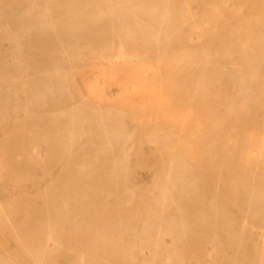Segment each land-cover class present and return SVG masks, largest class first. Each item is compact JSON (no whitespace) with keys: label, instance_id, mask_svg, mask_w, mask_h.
Segmentation results:
<instances>
[{"label":"rangeland","instance_id":"obj_1","mask_svg":"<svg viewBox=\"0 0 264 264\" xmlns=\"http://www.w3.org/2000/svg\"><path fill=\"white\" fill-rule=\"evenodd\" d=\"M256 4L0 0V264H264V128L217 102L264 77Z\"/></svg>","mask_w":264,"mask_h":264},{"label":"bare ground","instance_id":"obj_2","mask_svg":"<svg viewBox=\"0 0 264 264\" xmlns=\"http://www.w3.org/2000/svg\"><path fill=\"white\" fill-rule=\"evenodd\" d=\"M238 2H245L246 4L248 3V4H252L253 2L255 3V5H258V4H256V0H237ZM210 2L211 1H202V4L201 5H199L198 3H196V5L197 6H199L200 8H201V11H206L207 10V8H209V4H210ZM258 2L260 3V7L262 8V9H264V0H258ZM134 8V7H133ZM119 10H121V9H119ZM135 10V9H134ZM136 11V10H135ZM133 12V13H135V15L136 16H138L137 14H138V11H136L137 12V14H136V12ZM156 11V13H157V15L160 17V18H162L163 17V20L165 21V20H167L168 19V13H165V15L163 14V12L161 13L159 10H155ZM124 12H127V11H124ZM133 13H131L132 15H133ZM124 15V14H123ZM114 16H116V14H114ZM134 16V15H133ZM116 17H118V16H116ZM115 18V17H114ZM133 20V19H132ZM160 20H162V19H160ZM119 22H128V23H132V22H134V21H131V19H129V17H127V16H124L122 19H121V21H119ZM135 23V22H134ZM204 23V22H203ZM208 23V22H207ZM206 23V24H207ZM205 24V25H206ZM188 26H191V24L190 23H188L187 24V27ZM206 26H208V25H206ZM203 27V26H202ZM205 28V27H204ZM198 29V28H197ZM199 30V29H198ZM138 31H139V35H142V34H145V35H148L149 33H150V29H149V27L148 26H141V28H140V30L138 29ZM133 31H130L128 34H130V33H132ZM133 34L135 35L136 34V32L134 31L133 32ZM201 39V38H200ZM199 39V40H200ZM254 48H255V46H254ZM205 50V49H204ZM256 51V50H255ZM257 53V52H256ZM207 58V57H206ZM259 60V59H258ZM251 64V63H250ZM250 68H251V66H250ZM59 72V71H58ZM231 82H232V90H231V92H232V94L230 95V96H228V98L225 100V99H218V104H227V103H230L231 104V106L232 105H236V104H238V103H240V106H239V108L241 109V111H244V114H245V125L246 126H248V127H251V128H256L257 126H259V125H262L263 126V128H264V77H263V79H261L260 77H258L256 74H251V73H248V75H244L243 77H240V78H232L231 79ZM136 85V84H135ZM137 87H140V86H137ZM143 87V86H142ZM222 87V86H221ZM133 88H135V87H133ZM136 89V88H135ZM140 90H142V89H140ZM150 90V89H149ZM218 95V94H217ZM74 108H72L71 109V112H74V111H72ZM75 111H77V110H75ZM71 112H69V114L71 113ZM72 114V113H71ZM68 116H71V115H68ZM73 118V122H72V128L70 129V131H71V140L72 139H74V137L76 136L77 138H79L80 139V137L79 136H77V135H79L80 133H82V129H80V126H79V122H78V120L75 118V117H72ZM70 120V119H69ZM103 122V121H102ZM115 123V122H114ZM111 125H115V124H111ZM111 125H110V127H111ZM120 125V124H119ZM118 125V126H119ZM114 127V126H113ZM234 128V127H233ZM102 131L103 132H101L102 134L101 135H104V138H105V140H106V144L110 147V148H112L113 149V147H115V145H120L122 142H123V140H124V138H125V136H124V134H123V132H122V127H121V129L118 127L117 128V126H115L114 128H109V127H107L105 124L104 125H102ZM86 132V131H85ZM99 133H100V131H98ZM84 133V132H83ZM82 133V134H83ZM263 133H264V131H263ZM82 134H80V135H82ZM227 134H228V131H227ZM70 141V140H69ZM80 141V140H79ZM127 141V140H126ZM75 142V141H74ZM125 142V141H124ZM123 142V143H124ZM73 143V142H72ZM76 143V142H75ZM126 143V142H125ZM129 143V142H128ZM127 144V143H126ZM69 146V145H68ZM122 146V145H121ZM69 147H71V146H69ZM68 147V148H69ZM117 147V146H116ZM126 148H128L127 146H125ZM131 147V146H130ZM122 148H124V146L122 147ZM71 149V148H70ZM125 150V149H124ZM119 151H121L120 149H119ZM252 152L253 151H257V154H255V156L256 157H261V158H263L264 159V136L262 137V144H261V149L260 150H258V148H257V150L256 149H252L251 150ZM124 152V151H123ZM123 152H121V154L123 153ZM125 153V152H124ZM123 153V154H124ZM126 154V153H125ZM118 156V155H117ZM117 156H116V158H117ZM125 156V155H124ZM123 156V157H124ZM129 156V155H128ZM128 156H126L127 158H128ZM120 157V156H119ZM119 159V158H118ZM126 159V158H125ZM130 160V159H129ZM127 161H128V159H127ZM117 162H118V160H117ZM128 162H130V161H128ZM67 165V164H66ZM120 165V164H119ZM70 166H72V165H70ZM123 170V169H122ZM67 171V170H66ZM126 171V170H125ZM124 171V172H125ZM169 172V171H168ZM67 173V172H66ZM170 174V173H169ZM176 184V183H175ZM167 185V184H166ZM165 185V186H166ZM167 188V187H166ZM235 188H237V187H235ZM262 188V187H261ZM174 189V188H173ZM263 189V188H262ZM261 189V190H262ZM169 190V189H168ZM171 190V189H170ZM194 190V189H193ZM234 190H236L237 191V189H234ZM235 191V192H236ZM262 192V191H261ZM237 193V192H236ZM165 194H166V192H165ZM190 194V193H189ZM235 194V193H234ZM261 197V196H260ZM259 199H261V198H258V201H259ZM211 202H212V199H211ZM215 202V201H214ZM211 205H212V203H211ZM176 206V205H175ZM174 206V207H175ZM218 207V206H217ZM214 208V207H213ZM81 210V209H80ZM216 210H217V208H216ZM88 211V210H87ZM170 211H174V210H170ZM81 212V211H80ZM85 212V211H84ZM83 212V213H84ZM167 212V211H166ZM215 212V211H214ZM220 212V211H219ZM252 213V215L253 216H257V217H260V218H263L264 219V208H262V207H259L257 210H254V211H251ZM83 213L81 214V215H83ZM87 213V212H86ZM78 214H80L79 212H78ZM77 214V215H78ZM85 214V213H84ZM87 214H89V212L87 213ZM87 214H85L84 216H86ZM159 214V213H158ZM162 215V214H161ZM220 215H222L221 213H220ZM80 217V216H79ZM79 217H77V218H79ZM158 217V216H157ZM224 217V216H223ZM171 218V217H170ZM84 219V218H83ZM74 220V219H73ZM73 220H71V221H73ZM220 220H221V217H220ZM66 221V220H65ZM188 220H186V222H187ZM181 221H179V223H180ZM185 222V221H184ZM183 222V223H184ZM79 223V222H78ZM182 223V224H183ZM176 224V223H175ZM185 224V223H184ZM183 224V225H184ZM176 225H178V224H176ZM175 226V225H174ZM181 226V225H180ZM187 226H189L188 225V222H187ZM202 226V225H201ZM244 226V225H243ZM161 227V226H160ZM165 227H166V225H165ZM178 227H179V225H178ZM64 228V227H63ZM70 228V227H69ZM175 228H176V226H175ZM190 228H191V224H190ZM183 229V228H182ZM182 229H180V230H182ZM185 229V228H184ZM159 230H161V228H159ZM176 230V229H175ZM188 230V229H187ZM186 230V231H187ZM88 232V231H87ZM179 233H180V231H178ZM183 232V231H182ZM253 234V233H252ZM256 235V234H255ZM183 237H185L186 238V235L184 234V236ZM182 237V238H183ZM180 238H181V236H180ZM181 238V239H182ZM180 239V240H181ZM264 240V239H263ZM183 241V240H182ZM143 243V242H142ZM157 248V247H156ZM264 250V249H263ZM262 257H263V254H262ZM261 257V258H262ZM155 258V257H154ZM263 259V258H262ZM152 260H153V258H152ZM264 261L262 260V262L261 263H263Z\"/></svg>","mask_w":264,"mask_h":264}]
</instances>
